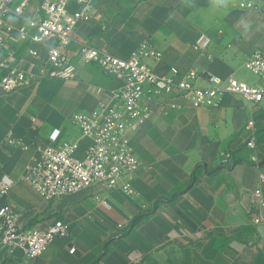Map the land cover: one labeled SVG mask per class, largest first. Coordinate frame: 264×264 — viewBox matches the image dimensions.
Masks as SVG:
<instances>
[{"label":"crops","instance_id":"0c3cea01","mask_svg":"<svg viewBox=\"0 0 264 264\" xmlns=\"http://www.w3.org/2000/svg\"><path fill=\"white\" fill-rule=\"evenodd\" d=\"M241 1L100 0L102 17L79 23L68 49L75 56L90 43L127 58L150 40L162 58L145 62L157 74L197 66L202 87L210 74L262 85L245 62L255 51L264 53V0H255L256 9L242 8ZM5 20L25 24L13 14ZM201 33L212 38L207 52L194 48ZM55 43L15 34L0 47V63L15 54L8 67L0 65V78L10 67L29 66L31 48L46 55ZM121 85L88 64L72 80L47 79L10 93L0 88V178L15 183L2 203L17 208L24 228H46L57 219L70 224L69 234L42 256L29 260L21 249L3 247L0 264H239L244 257L252 264L264 253V224L253 221V191L264 173V101L252 107L240 95L225 94L216 107H195L176 93L158 98L151 117L130 133L141 166L129 193L95 185L47 202L25 180L55 130L58 143L80 139L76 156L84 157L92 141L82 137L73 116L109 102ZM250 119L256 122L255 149L247 147ZM10 131L15 144L7 142Z\"/></svg>","mask_w":264,"mask_h":264},{"label":"built area","instance_id":"2783aa9c","mask_svg":"<svg viewBox=\"0 0 264 264\" xmlns=\"http://www.w3.org/2000/svg\"><path fill=\"white\" fill-rule=\"evenodd\" d=\"M99 1L0 0V47H7L15 34L21 40L35 43L49 39L56 41L48 48L46 55L31 48L29 52L34 61L26 68L10 67L0 78L3 92H14L33 84H41L47 79L72 80L77 76L79 68L88 64L97 65L122 81V85L113 91L109 102L100 104L91 112L76 113L73 116V123L80 129L82 137L92 141L84 157L76 156L80 139L58 143L60 132L55 130L50 143L40 149L39 157L27 167L25 180L47 202L95 185L129 193L132 190L131 180L141 166V161L130 145V133L138 129L141 121L151 117L152 104L163 95L179 94L188 98L195 107H216L225 94L240 95L252 107L264 101V84L250 85L237 78L224 79L210 74L208 86L197 85L200 76L197 66L184 74L176 67L171 68L168 74H157L145 62L148 58H162V53L150 40L142 42L127 58L116 56L90 43L83 44L76 55H72L68 48L73 43L78 24L102 17L97 9ZM32 2L36 3L30 11ZM240 6L252 9L259 7L255 0H243ZM8 14H13L25 24L6 22L5 16ZM211 43L212 38L201 33L194 42V48L207 52ZM14 58L15 54L11 53L0 65L8 67ZM245 66L264 82L263 52L255 51L246 60ZM255 126L254 119H250L246 125L248 130L253 131L247 142V147L251 149L257 146ZM7 142H17L12 131L8 133ZM228 158L231 156L228 155ZM253 161H258L257 156H254ZM14 186L12 178H0V249H21L29 260H33L42 256L58 237L67 236L70 224L57 219L46 228L22 227L17 208L2 203V198ZM253 203L257 209L253 221L262 225L264 173L260 174L258 185L253 191Z\"/></svg>","mask_w":264,"mask_h":264},{"label":"rangeland","instance_id":"374dc122","mask_svg":"<svg viewBox=\"0 0 264 264\" xmlns=\"http://www.w3.org/2000/svg\"><path fill=\"white\" fill-rule=\"evenodd\" d=\"M238 260H241V259H238ZM247 261V258L244 257L242 258V260L239 262V264H245V262ZM252 264H264V253L262 254L261 257L259 258H256Z\"/></svg>","mask_w":264,"mask_h":264},{"label":"trees","instance_id":"16d2710c","mask_svg":"<svg viewBox=\"0 0 264 264\" xmlns=\"http://www.w3.org/2000/svg\"><path fill=\"white\" fill-rule=\"evenodd\" d=\"M234 163H237V160H234V161H233V164H234ZM141 216H142V215H141ZM141 216L135 218V220L131 223V227H133V226L136 225V223L140 220Z\"/></svg>","mask_w":264,"mask_h":264}]
</instances>
